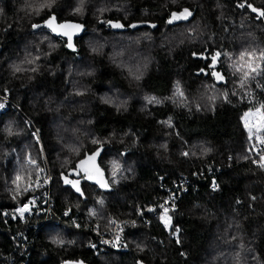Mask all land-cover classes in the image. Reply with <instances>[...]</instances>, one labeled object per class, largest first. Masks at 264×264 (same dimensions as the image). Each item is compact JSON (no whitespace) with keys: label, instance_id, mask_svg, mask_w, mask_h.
<instances>
[{"label":"trees","instance_id":"16d2710c","mask_svg":"<svg viewBox=\"0 0 264 264\" xmlns=\"http://www.w3.org/2000/svg\"><path fill=\"white\" fill-rule=\"evenodd\" d=\"M261 12L264 0H0V264H264V125L244 121L264 113ZM51 15L86 26L76 52L33 29ZM93 155L83 194L65 187ZM40 168L58 218L14 219ZM114 220L118 244L93 248Z\"/></svg>","mask_w":264,"mask_h":264},{"label":"built area","instance_id":"2783aa9c","mask_svg":"<svg viewBox=\"0 0 264 264\" xmlns=\"http://www.w3.org/2000/svg\"><path fill=\"white\" fill-rule=\"evenodd\" d=\"M9 97V95H7ZM7 101V98L5 99ZM36 137V140L40 142L38 138L39 134L37 132L33 133ZM252 138L255 142L256 146V156L258 157V164L264 167V139L262 135L254 133ZM41 144V143H40ZM40 171H43L42 175L32 184L29 185L28 190H34L31 199L26 201L22 204H19L16 207L15 214L13 216L14 219H21L25 220L26 217L36 215H44L46 218L49 217H57L55 211V203L52 197L51 186H52V177L48 173L44 172L43 168H40ZM177 187V186H176ZM215 187V186H214ZM182 189H184L182 187ZM178 192L172 191L171 196L175 197ZM163 208L166 209H173L176 210L177 206L173 203L169 202L168 200L162 201ZM26 210L21 215L20 209L25 208ZM154 209V206L151 207ZM172 218V215L167 213ZM64 216H70V211L65 213ZM59 221V220H58ZM112 223V229L109 232H101L99 230H94V233L98 236L97 241H93L91 246L97 249L100 245H107V246H116V239L118 238L119 232L123 228V224L120 221L114 220Z\"/></svg>","mask_w":264,"mask_h":264},{"label":"water","instance_id":"95a60500","mask_svg":"<svg viewBox=\"0 0 264 264\" xmlns=\"http://www.w3.org/2000/svg\"><path fill=\"white\" fill-rule=\"evenodd\" d=\"M182 20H184V18L179 19L177 21H182ZM49 21H51L52 26L56 29L55 31H53L52 28L48 27ZM115 24H120V25H122V27H113L112 25H115ZM34 25H38V27H33V29H35V30H38L41 27H44V28L48 29L49 31H51L54 36L66 40V48L70 51H73V52L77 51V44H76L77 39L79 37H81L82 34L86 31V26L84 24H82L81 22L74 21V20L59 21L56 15H51L45 22L39 23V24H34ZM60 25H67V26L79 25L80 27H78V28H76V27H64V28H62V27H60ZM107 25L109 27H111L114 31H117V32L118 31H126L128 29H137V28H140L143 26L153 27V25H154L153 28L156 27V24L151 23V22H133L129 26H126L121 21H117V20L108 21ZM133 25H135V27H133ZM65 32H67L71 35L70 43H71L72 47L68 46L69 39H68L67 35H64ZM203 57H206V56L203 55ZM95 158H96V156L93 155L89 160L84 161L81 165H79L77 168L78 170L74 174L75 175L74 177L67 175V174H62V180H63L64 186L70 187L76 193L82 195L83 192L81 190V183L79 180V177H80L79 171H81L83 169H87L88 166L92 165L91 162ZM66 181H72L73 183H67ZM77 188H79V191H77Z\"/></svg>","mask_w":264,"mask_h":264},{"label":"snow or ice","instance_id":"6c2138e0","mask_svg":"<svg viewBox=\"0 0 264 264\" xmlns=\"http://www.w3.org/2000/svg\"><path fill=\"white\" fill-rule=\"evenodd\" d=\"M240 7H244L245 5L244 4H240L239 5ZM249 8H252V6L249 4L248 5ZM252 11L255 12L257 11L255 8H252ZM191 15V13L189 12L188 9H184L181 13L177 14V13H172V19L169 20V23H172L173 20H179V19H182V18H187V16ZM261 16H264V12H261L260 13ZM113 27H122V25L120 24H115V25H112ZM33 27H38V25H34ZM48 27L52 28L53 31H55L56 29L52 26V23L51 21L48 22ZM60 27L64 28V27H80L79 25H73V26H67V25H60ZM133 27H135V25H133ZM154 27V25H153ZM64 35H67L68 36V39H69V44L68 46L69 47H72L70 41H71V35L67 32L64 33ZM218 55V54H217ZM215 62V57H213V63ZM151 99H154V98H150ZM3 105L0 104V108H2ZM95 143V141H94ZM67 183H73L72 181H66ZM75 186V185H74ZM77 191H79V188H77ZM26 210V206L25 208L23 209H20L19 211L21 212V215L23 214V212ZM167 213V209H165V214ZM162 220H165V223H166V226H167V223L168 221H170V217H166V216H162L161 217ZM176 231H179V229H176ZM55 242H59V241H55Z\"/></svg>","mask_w":264,"mask_h":264},{"label":"rangeland","instance_id":"374dc122","mask_svg":"<svg viewBox=\"0 0 264 264\" xmlns=\"http://www.w3.org/2000/svg\"><path fill=\"white\" fill-rule=\"evenodd\" d=\"M244 121H245L249 130H251V129L260 130V129H262V127L264 125V113L260 108L255 109V110H251L245 114ZM162 216H166V215H162ZM166 217H170V216L167 215ZM163 221L165 222V220H163ZM168 223H169V221H168ZM117 244H118V239H116V245ZM64 264H84V263H82V262H66Z\"/></svg>","mask_w":264,"mask_h":264}]
</instances>
